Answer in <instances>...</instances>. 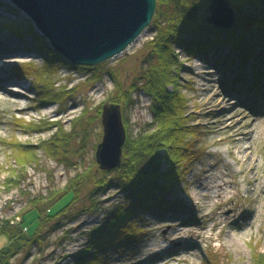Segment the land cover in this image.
Returning a JSON list of instances; mask_svg holds the SVG:
<instances>
[{
  "label": "rangeland",
  "instance_id": "obj_1",
  "mask_svg": "<svg viewBox=\"0 0 264 264\" xmlns=\"http://www.w3.org/2000/svg\"><path fill=\"white\" fill-rule=\"evenodd\" d=\"M210 4L211 0L201 11L206 21L212 16ZM11 7L0 0V60L10 59L7 67L0 69V77L22 86L29 96L19 100L32 108L20 113L8 89L0 92V221L11 219L20 224L36 205H40L46 219L48 212L53 215L72 201L70 188L89 177L91 182L78 185L80 199L71 204L68 216H61L60 228L53 221L46 222L42 228L44 242L12 259V264H74L75 257L88 252L97 228L107 225L108 217L127 200V193L116 186L93 196V182L103 172L96 159L104 135L103 108L124 96L121 93L131 89L151 63L157 64L158 60L149 56L157 32L151 26L125 53L105 63L104 71L109 73L102 79L64 66L45 79L32 72L24 77L17 72L22 64L41 65L45 60L34 52L23 56L34 51L33 40L20 39L6 26L16 24L29 29L32 24L35 33L42 35L23 13L19 17L11 13ZM254 50L261 52L259 46ZM175 51L178 91L186 99V138L193 150L189 154L194 158L191 170H186L182 182L166 195L172 204L169 210L159 219L145 214L146 236L132 249L121 254L111 252L112 263L140 264L144 255L147 264H153L152 251L158 247L169 264H255V255L264 252V195L253 180L255 172L264 190V84L261 92L254 82L261 62L251 58L246 70L241 64L225 62L212 66L199 59L190 60L180 49ZM19 57L22 59H15ZM261 78L264 80V76ZM45 92H50L51 98L44 99ZM218 94L225 104L216 108L213 103ZM244 96L252 97L257 104ZM133 99L135 103L123 119L128 120L131 133L136 135L154 119L148 95L139 90ZM51 110L57 112L46 114ZM234 115L249 119L247 135L238 136L242 127L235 123ZM233 137L243 141L234 142ZM242 142L247 143V151L254 157L247 181L245 166L241 167L238 160ZM21 155L31 161L23 163ZM220 173H227V179L233 182L227 195L233 197L224 206L216 204L218 197L211 192L208 198L200 194V184ZM115 175L113 172L110 177ZM14 181L20 185L13 186ZM93 205L100 206L94 212H83ZM29 224L28 230L33 231L36 224ZM177 231L191 246L178 241ZM8 243L5 236H0V251ZM182 248L179 256L177 250Z\"/></svg>",
  "mask_w": 264,
  "mask_h": 264
},
{
  "label": "trees",
  "instance_id": "obj_2",
  "mask_svg": "<svg viewBox=\"0 0 264 264\" xmlns=\"http://www.w3.org/2000/svg\"><path fill=\"white\" fill-rule=\"evenodd\" d=\"M157 1V13L151 25L156 28L157 34L151 42L154 49L149 55L158 60L157 64L151 63L135 82L136 85L123 91L121 94H125L124 96L116 97L112 101L122 107L124 114L135 103L133 94L140 90L151 98L150 110L154 120L148 127L134 135L131 133L128 120L124 117L127 141L124 146L123 163L117 169L103 171L102 177L94 180L93 196L116 186L127 193V200L119 204L114 214L108 217L107 225L97 228L96 233L91 237L88 252L83 256L75 257L74 264H113L111 252L117 251L121 254L139 245L147 234V230L144 229L145 214L159 219L164 211L169 210L172 204L167 200L166 195L172 192L174 186L182 182L186 170H191L190 163L194 158L189 155L193 150L186 138L188 129L185 117L186 99L178 91L176 68L179 63L176 48L190 60L199 59L213 64L212 66L225 62L241 64L246 70L249 60L257 58L261 62L262 69L259 67L256 69L257 75L254 78L256 89L260 90L261 84H264L261 78L264 76L262 67L264 65V0H231L237 12V22L233 30L214 27L203 19L201 11L209 0ZM10 12L16 17L20 16L16 8L11 7ZM6 27L24 41L26 38L33 40L34 51L29 50L23 56H31L34 52L45 60L41 65L36 62L22 64L17 69L20 76L26 77L29 73L31 75L37 73L36 75L45 79L57 74L63 66L71 70L91 73L101 79L109 73L104 71L105 64L76 66L68 63L61 55L52 51L44 37L35 33L32 24L29 29L16 24L14 26L8 24ZM258 46L261 52L255 53L254 47ZM245 72V75L248 74V71ZM170 87L174 88L173 91ZM42 97L49 99L51 93L45 92ZM184 158L186 159L183 165ZM20 159L23 163L31 161L22 155ZM163 164L168 168L164 170ZM113 172L116 174L115 177H110ZM84 179H82L84 182L91 180L89 177L85 179L86 181ZM83 181L70 188L72 201L53 215L48 212L46 219L40 205H36L34 211L22 217L20 224L11 219L0 221V236H5L9 242L0 251V264H12V259L23 250H30L38 243L41 245L45 240L42 228L46 222L53 221L55 226L60 228L62 217L68 216L71 212V204L80 199L81 191L78 185ZM16 183L17 181H14L13 186H16ZM174 200L177 203V199ZM99 206L93 205L83 212H94ZM33 223L36 227L33 231H29L27 224ZM255 264H264V252L255 255Z\"/></svg>",
  "mask_w": 264,
  "mask_h": 264
},
{
  "label": "water",
  "instance_id": "obj_3",
  "mask_svg": "<svg viewBox=\"0 0 264 264\" xmlns=\"http://www.w3.org/2000/svg\"><path fill=\"white\" fill-rule=\"evenodd\" d=\"M27 16L52 51L76 66H99L125 53L151 27L157 0H6ZM214 27L231 30L237 12L231 0H211ZM104 135L96 159L102 171L123 163L127 130L120 105L103 108Z\"/></svg>",
  "mask_w": 264,
  "mask_h": 264
},
{
  "label": "bare ground",
  "instance_id": "obj_4",
  "mask_svg": "<svg viewBox=\"0 0 264 264\" xmlns=\"http://www.w3.org/2000/svg\"><path fill=\"white\" fill-rule=\"evenodd\" d=\"M2 54L0 53V56ZM14 59V58H13ZM11 59V60H13ZM15 59H19L21 60L22 58H15ZM10 59L8 60H0V69H4L5 67H7L6 63L9 61ZM13 80L12 79H6L4 77H0V92L3 91V90H7L8 89V93L10 95H12L13 97H15L16 99H14V104L18 105V111L20 113H27L28 110H30L32 108V106L30 105H24L22 102V100H19L20 98H26L27 96H29L25 91H22L23 87L22 86H17L16 84L18 83H15V82H12ZM4 86V88H2ZM22 88V89H21ZM260 91V90H259ZM262 92V91H261ZM2 93V92H1ZM245 97V96H244ZM246 98V97H245ZM245 100H249V101H252L254 104H257L255 103V100H253L252 97L250 96H247V98ZM215 103H213L214 107L216 106L217 107H221V106H224V100L222 98L221 95L218 94V96L216 97ZM255 106H252V110L255 109ZM263 111H264V108H263ZM57 111H48V113L46 114H49V115H52L54 113H56ZM234 121H236L235 123H238V125H240L242 128H240V131H239V134L238 136H242L243 135H247L248 134V129H249V119H240V117H238V115H234ZM235 139L234 142H238L239 141H243V140H240L241 138H236V137H233ZM239 155H240V159L238 158V161L239 164L242 166H245V172H244V179L245 181H247V176L248 174L251 173V171L253 170V164H254V157L251 155H249L248 151H247V143H240V147H239ZM253 180L257 183L256 184V188H258L259 192H261L263 195H264V190L263 188L261 187V178L258 176L257 173H253ZM228 178V174L227 173H220L218 174L217 176H211L209 181L206 182V183H202L200 184V194L202 197H205V198H208L209 197V194H208V191L211 192L213 195H215L216 197H218V201H217V205L218 206H224L226 205L227 201L231 200V198L233 196H227L229 193H230V190L232 189L231 185L233 184V182H231ZM234 209L232 208V211ZM235 212V211H234ZM239 226V225H238ZM182 233L177 231L175 233V236H177L178 238V241L181 242V243H185L187 245H190V242L188 241H182L183 240V235H181ZM191 246V245H190ZM189 246V247H190ZM163 249L162 248H158L155 249L153 252V254L155 255V259L153 261H151V263L153 262V264H156L157 262H163V264H169V262H167V260L163 259ZM178 251V255L180 256L183 252V248L181 250H177ZM191 253V252H190ZM177 254H175L177 256ZM143 256V259L140 260V264H147L146 262V258L144 255ZM168 258V257H167ZM156 262V263H154Z\"/></svg>",
  "mask_w": 264,
  "mask_h": 264
},
{
  "label": "built area",
  "instance_id": "obj_5",
  "mask_svg": "<svg viewBox=\"0 0 264 264\" xmlns=\"http://www.w3.org/2000/svg\"><path fill=\"white\" fill-rule=\"evenodd\" d=\"M131 48V47H130Z\"/></svg>",
  "mask_w": 264,
  "mask_h": 264
}]
</instances>
